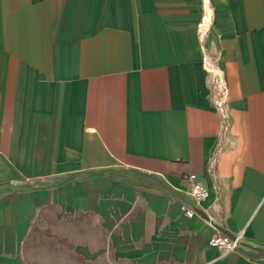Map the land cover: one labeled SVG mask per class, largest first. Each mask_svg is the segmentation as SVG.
<instances>
[{"label":"crops","instance_id":"crops-1","mask_svg":"<svg viewBox=\"0 0 264 264\" xmlns=\"http://www.w3.org/2000/svg\"><path fill=\"white\" fill-rule=\"evenodd\" d=\"M0 264H264V0H0Z\"/></svg>","mask_w":264,"mask_h":264},{"label":"built area","instance_id":"built-area-1","mask_svg":"<svg viewBox=\"0 0 264 264\" xmlns=\"http://www.w3.org/2000/svg\"><path fill=\"white\" fill-rule=\"evenodd\" d=\"M189 180V194L195 200H201L208 196V189L196 178L195 174L187 176ZM185 215L188 217L193 216L194 211L192 208H185ZM242 241V233L238 232L232 236L217 235L208 240L209 245L217 248L221 253H227L235 250Z\"/></svg>","mask_w":264,"mask_h":264}]
</instances>
